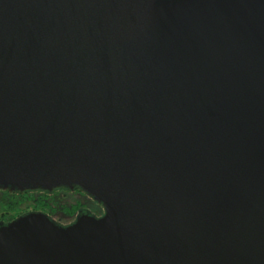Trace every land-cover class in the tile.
<instances>
[{
  "label": "water",
  "instance_id": "obj_1",
  "mask_svg": "<svg viewBox=\"0 0 264 264\" xmlns=\"http://www.w3.org/2000/svg\"><path fill=\"white\" fill-rule=\"evenodd\" d=\"M60 186L0 264H264V0H0V189Z\"/></svg>",
  "mask_w": 264,
  "mask_h": 264
},
{
  "label": "flooded vegetation",
  "instance_id": "obj_2",
  "mask_svg": "<svg viewBox=\"0 0 264 264\" xmlns=\"http://www.w3.org/2000/svg\"><path fill=\"white\" fill-rule=\"evenodd\" d=\"M6 192L11 197H19L29 204L21 205V212L12 219L0 217V223H8L17 217L29 212H42L60 226L73 224L81 214H89L100 218L106 210L102 203L80 187H56L51 191L43 189H29L25 191H10L0 189V194Z\"/></svg>",
  "mask_w": 264,
  "mask_h": 264
},
{
  "label": "trees",
  "instance_id": "obj_3",
  "mask_svg": "<svg viewBox=\"0 0 264 264\" xmlns=\"http://www.w3.org/2000/svg\"><path fill=\"white\" fill-rule=\"evenodd\" d=\"M26 203L19 197H11L6 192L0 194V211L4 219H12L21 212V205Z\"/></svg>",
  "mask_w": 264,
  "mask_h": 264
},
{
  "label": "rangeland",
  "instance_id": "obj_4",
  "mask_svg": "<svg viewBox=\"0 0 264 264\" xmlns=\"http://www.w3.org/2000/svg\"><path fill=\"white\" fill-rule=\"evenodd\" d=\"M32 202H33V201H30L29 204H31ZM29 204H23L22 206H25V207H26V206L29 205ZM1 216H2V214H1V211H0V217H1Z\"/></svg>",
  "mask_w": 264,
  "mask_h": 264
}]
</instances>
